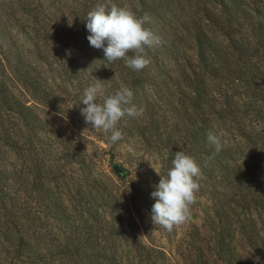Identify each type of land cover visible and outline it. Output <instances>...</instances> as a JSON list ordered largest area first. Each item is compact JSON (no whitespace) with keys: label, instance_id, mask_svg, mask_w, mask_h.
<instances>
[{"label":"rangeland","instance_id":"1","mask_svg":"<svg viewBox=\"0 0 264 264\" xmlns=\"http://www.w3.org/2000/svg\"><path fill=\"white\" fill-rule=\"evenodd\" d=\"M97 3L147 15L144 70L90 46ZM97 80L142 109L112 146L80 113ZM182 150L200 188L167 232L151 193ZM0 264H264V0H0Z\"/></svg>","mask_w":264,"mask_h":264},{"label":"clouds","instance_id":"2","mask_svg":"<svg viewBox=\"0 0 264 264\" xmlns=\"http://www.w3.org/2000/svg\"><path fill=\"white\" fill-rule=\"evenodd\" d=\"M147 22V15L138 17L132 10L114 3L110 7L108 3H97L87 13L86 30L90 33L87 40L91 47L103 50L108 64L123 60L132 71L140 72L151 64L147 50L162 44L159 36L144 27ZM102 83L97 80L95 85L84 89L79 104L85 107L80 108V113L92 128L110 133L108 143L112 146L124 138L118 128L119 122L125 116L140 115L142 109L138 110L133 104V91L124 86L105 96L102 103H97V97L103 95ZM222 136L223 133L212 131L206 134L208 144L214 147V155L226 145ZM171 164L166 175L158 174L159 183L151 193L155 200L151 221L167 232L190 219L191 206L196 203L200 188L198 180L202 177L196 161L183 150L174 154Z\"/></svg>","mask_w":264,"mask_h":264},{"label":"water","instance_id":"3","mask_svg":"<svg viewBox=\"0 0 264 264\" xmlns=\"http://www.w3.org/2000/svg\"><path fill=\"white\" fill-rule=\"evenodd\" d=\"M112 170L114 171L115 174H118V175H121L124 173V170L118 164L113 165Z\"/></svg>","mask_w":264,"mask_h":264}]
</instances>
